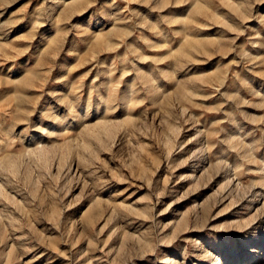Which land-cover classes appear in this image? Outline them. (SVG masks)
<instances>
[{
	"label": "rangeland",
	"instance_id": "rangeland-1",
	"mask_svg": "<svg viewBox=\"0 0 264 264\" xmlns=\"http://www.w3.org/2000/svg\"><path fill=\"white\" fill-rule=\"evenodd\" d=\"M263 203L264 0H0V264H260Z\"/></svg>",
	"mask_w": 264,
	"mask_h": 264
},
{
	"label": "bare ground",
	"instance_id": "bare-ground-1",
	"mask_svg": "<svg viewBox=\"0 0 264 264\" xmlns=\"http://www.w3.org/2000/svg\"><path fill=\"white\" fill-rule=\"evenodd\" d=\"M230 178H231V177H230ZM253 203H254V200H251V201H250V206L253 205ZM263 204H264V203H263ZM211 261H212V260H211ZM263 261H264V260H263ZM238 262H239V264H250V263H248L247 261L242 260V259H239ZM260 264H264V263H260Z\"/></svg>",
	"mask_w": 264,
	"mask_h": 264
}]
</instances>
